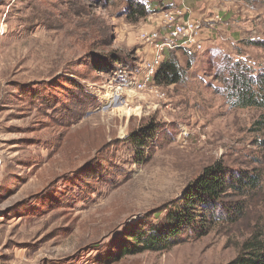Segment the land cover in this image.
I'll return each instance as SVG.
<instances>
[{
  "label": "rangeland",
  "instance_id": "rangeland-1",
  "mask_svg": "<svg viewBox=\"0 0 264 264\" xmlns=\"http://www.w3.org/2000/svg\"><path fill=\"white\" fill-rule=\"evenodd\" d=\"M175 1L183 8L167 10ZM124 4L0 0V264H225L264 231V131L253 126L263 112L234 106L211 69L227 55L264 68V48L246 44L264 39V0H153L132 20ZM177 25L202 49L160 55L147 40ZM165 50L182 80L134 86ZM110 55L112 69H94ZM214 164L261 173L245 214L122 256ZM240 199L228 190L221 200Z\"/></svg>",
  "mask_w": 264,
  "mask_h": 264
},
{
  "label": "trees",
  "instance_id": "trees-1",
  "mask_svg": "<svg viewBox=\"0 0 264 264\" xmlns=\"http://www.w3.org/2000/svg\"><path fill=\"white\" fill-rule=\"evenodd\" d=\"M152 3L153 0H125L122 14L128 20L143 17L151 12ZM246 44L264 48V39H249ZM163 56L164 59L152 79L153 84L159 87L177 83L185 74V69L180 66L171 50H165ZM110 59L106 63L101 62L94 69H112L114 57L111 56ZM243 60L245 61V58ZM211 69L212 76L224 85L229 96L234 99V106L256 107L263 112L254 121L253 126L255 132L264 131V68L258 69L242 59L233 60L227 55ZM131 140L135 144L139 143L136 137ZM261 181V173L256 170L229 172L221 164L205 168L198 180L193 182L194 188L190 187L184 191L185 202L169 211L163 221L149 225L146 231L133 233L129 237L130 244L122 248V256L125 252L132 254L167 247L175 242L174 239H177L183 230L195 237L206 232L209 227L207 224L236 221L245 214L246 197L261 188ZM228 190H233L241 199L224 206L221 199ZM202 229L205 231L202 232ZM225 264H264L263 229L255 227L240 242L235 256Z\"/></svg>",
  "mask_w": 264,
  "mask_h": 264
},
{
  "label": "built area",
  "instance_id": "built-area-1",
  "mask_svg": "<svg viewBox=\"0 0 264 264\" xmlns=\"http://www.w3.org/2000/svg\"><path fill=\"white\" fill-rule=\"evenodd\" d=\"M179 3H183L184 0H177ZM183 8V6H180L178 4H172V6L167 9L169 11H176V10H181ZM183 17L185 18V15H183ZM200 26L198 24H196L194 26V30L196 28H199ZM187 30L191 31V28L186 29L184 26H180L177 25L173 28V33L169 32L168 35H166L165 41L164 42H157L156 38L158 36L157 32L151 33L150 35L147 36V40L150 41L151 43H153L155 45V47L160 51V55L162 54L163 51V47L166 46L168 48H174L176 46H182L184 49L186 48H191L194 51H198L201 50L203 47V42H200L198 40H195L194 37H192V39H179L176 37L177 34H182L184 32H187ZM177 40H181V42L177 43ZM159 60L156 58L152 61H146L144 63V70L141 73L139 79L134 80V86L136 85L137 88L139 89H144L146 87L149 86L150 82H153V77L155 74V70L157 69V64H158ZM154 85V84H153Z\"/></svg>",
  "mask_w": 264,
  "mask_h": 264
}]
</instances>
